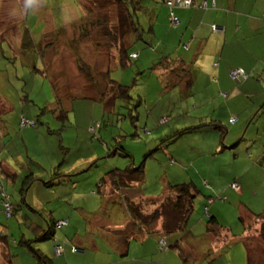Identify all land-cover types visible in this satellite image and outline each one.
Instances as JSON below:
<instances>
[{
	"label": "trees",
	"instance_id": "16d2710c",
	"mask_svg": "<svg viewBox=\"0 0 264 264\" xmlns=\"http://www.w3.org/2000/svg\"><path fill=\"white\" fill-rule=\"evenodd\" d=\"M89 1L90 5H84L80 0H77V2L82 4L79 7L80 17L77 19L86 17L84 21L77 24L76 27L77 31L80 34L79 40H84L88 43H91L96 48H104L105 45L109 59L114 57V55L117 56L116 63L113 67H120L122 68V70L131 68L130 66L132 61L137 60L140 54L144 55L142 51L140 52L139 50H130V47L135 43V41L140 38V11H143V4H141L140 0H129V2H127L126 0H98V2H96V0ZM97 3L101 6L116 10V26L107 28L108 20H110L111 17L110 15H108V17H105L102 11H97L96 8H99ZM164 3L170 8L168 17L169 20L170 16H175L171 9L177 4H175L173 1H170V4H167L166 2ZM191 4L192 3L190 1V4L184 5L183 8L190 7ZM27 6H29V1ZM98 14H101L102 16H99ZM142 23L144 24L143 21ZM152 25L153 24L150 21V24L147 27L148 34L153 32ZM169 25L170 27L175 28L179 25V20L177 26H172L170 20ZM69 31L71 32L72 30ZM24 32V35L22 36L24 38V41L23 38L22 41L30 42V38L29 36H27L28 33H26L27 31L24 30ZM57 32L58 30H55L53 31V34H51V37L54 38L53 42H57L59 40ZM133 32L134 34H132ZM69 34L71 35L72 33ZM69 34L65 35L64 46L69 50L68 52H71L73 54L74 52L79 53V49H82L80 46L83 42L79 46L77 45L76 49H71L70 44L73 38H70ZM95 36L100 37L101 40L95 41ZM72 37H74V35ZM53 42H50L49 44L54 49V46H52ZM184 46L185 45H183V47ZM148 47H150L151 49ZM148 47H146L145 49V54L152 55L153 63L149 64V67L146 68L143 73H156L159 82L167 91L174 88L173 92L177 93L178 95L170 94L169 96H167V108L172 106L171 96L180 98L181 96L183 97L192 92V94L185 97L189 101L188 106L192 105L189 108V111H187L186 108H184L185 112L183 111V109H179L182 110L184 114H191V116H185L184 120L178 121L181 123L180 127L176 130H173L171 134L163 137V139H161L154 146H152L153 144L146 143L149 149H147L146 153L143 155V159L139 164L135 162L134 158V154H137L136 146L134 147L129 145L128 148L126 145H123V141H120L121 139L123 140L130 135L129 132L124 129L125 127H123L124 130H121L119 127H117V129L115 128V130H109V127L107 125L104 126L102 124V122L104 121V114L102 117V121L101 118L92 119L87 130L89 133V137L87 138L88 142L99 139L101 140V138L107 134L112 137L111 140H115L114 133L116 131H118L120 136L123 138L117 141L118 144L111 145L110 150L106 152L103 157H100L88 164V166L90 165L89 168H94L97 167L99 163L101 164L102 162H105L106 159H109L108 162L110 163L112 161L110 160L112 156L117 159V161H115L117 163V166L110 167V170L107 171L98 181H94L90 188V193H100L102 189L106 188L107 186H110L111 189L115 192L133 189L136 185L144 182V177L146 175L145 170L148 163L147 159H153L157 167L164 169V172L163 174L160 173V178L158 179V182L156 184L158 185L157 189L159 191V194L155 196L153 193L149 192V195L155 196V198L153 197L149 199H141V204H135L134 202L128 203L127 209L129 210V212H131V226L129 225L131 228H129L130 232L128 234L124 233L119 239V242H121L126 248L128 247L126 251L127 254L122 256L116 255L113 249L107 247L104 252H101V254L98 255V260H93L94 258L92 257V251H88V248L85 247L82 249V255L86 253L85 257H82L83 261H81V258H79L74 264H120V262H122L121 260H123V264H173L170 258V251H172V253L176 256L182 257L184 256V254L186 255L182 259V264H201L208 258L210 259V261L216 259V257L214 256V252H207L209 250H206L205 252L206 246L209 245L208 247H210L212 243H220L219 247L221 248L219 249L220 255H223L222 259L225 258L229 260L230 257L227 252L231 249L232 246L241 244L243 245L244 249V255L241 259V262L243 261L242 264H264V208H260L258 211L259 213L254 214L251 213V211H248V214L243 216L239 213L237 214V210H235L234 207L233 211L228 206V201L231 197H234L235 199L250 200L252 198H255L256 196H260L262 194V189H260L262 183L259 182L260 184L258 186L255 185V187L253 185V188L251 186H245V188L242 187V185V188L240 187V184L236 179L240 177V175L249 172L250 166L246 161L247 159L240 162H245L243 164L234 162L235 160L232 156L234 155V153H232V155L230 156L231 163L228 164L230 168L226 164H223L221 165L222 170L219 172V167H217V171H215L212 170L209 165L211 160L210 157L212 159H215L221 153L227 151L230 153L234 152L233 150H236L235 146L238 147V145H242L243 148H241V150L243 151V154L245 152V154L248 156L249 151L254 148V143H257V141L262 142L264 140V115L262 114L264 113V103H262L263 105L261 104L262 106H259L258 112V107L256 108L257 113H255L254 110L253 114H256L254 115V117L253 114H250V116L244 122H240L241 119L236 115L227 117L226 121L222 122L214 116H206L202 111H199V115H196V113H191L196 99L191 97L194 93L193 90H195V88H192V85L188 78L190 67L181 62L178 57H170L165 55L163 56L160 52L154 51V46L148 44ZM147 51H149L150 53H147ZM112 53L114 54L112 55ZM154 55L157 57L156 62L154 60ZM96 56L97 54H95L94 57ZM75 59L76 61H79V55H75ZM82 64L87 67V71H89L88 68L97 69V67L99 66L98 64L96 66L93 65V63ZM84 66L81 67L85 68ZM106 68L107 69L104 72V76L102 74L99 76H93L90 71L86 73V78L89 79L88 81H90L91 84H93L91 92L97 89L95 85L97 82L96 78H102L106 82V84H104L103 91H98V95H93L94 93H92L91 97L79 95L80 91L75 94L76 96L87 97L89 100L98 102L103 108H106L107 111L109 110L107 108V104L110 102L112 108L111 113H113L114 117L116 115V111H118L117 106H120V108L122 107L120 104L127 106V114L121 115L120 124L123 125L122 120L127 118L130 125L134 127V123L136 122V120H138L136 108L143 99L139 96L136 97V100L138 102L132 107V98L128 94V90L129 88H131V85H121L120 83L117 84L113 80H109L108 74L110 73V69L108 67ZM237 70H240L242 73L235 77L231 76L233 70L229 73V77L232 81L240 80V78L244 79L246 76L242 69ZM132 80L136 82L135 77ZM56 82H58L57 79L53 81V84L51 86L56 87L55 90H57L58 88L55 84ZM109 85H111V92L106 90L107 94H105V89ZM29 96L30 94H25L23 90H20L18 100L16 98L15 100L13 99L15 105H18L19 107V114L17 116L16 123L17 128L15 130L17 132H14V134H16V137L13 135V137L15 138H17V134H19L21 130L36 128L37 125L40 124L41 120L39 118V115L41 111H37L36 109H32L29 107L30 105H32L33 107L35 105L32 103V100L31 102L29 101L30 103H23L30 100ZM76 96L70 94V97L73 98V100L79 98ZM117 99H120V101H117ZM25 104H29V106H26ZM42 108L41 110L43 111ZM70 110H72V106ZM61 117H63V115H61ZM65 117L67 116L65 115ZM260 118L262 121L259 120ZM167 121V117L158 119L159 125L162 126ZM2 126L6 125L2 123L0 127ZM102 126L104 127V130L107 131V133L103 132V135L101 137L98 134L97 130ZM42 127L45 129L44 124ZM8 129L11 128L8 127ZM46 129L48 133H52V131L47 127ZM142 129L145 130V128ZM34 132L36 134L38 133L35 130ZM210 132L217 134L220 139L217 147L208 149L206 148L205 141L201 139L200 134ZM132 135L136 136L137 133H135L134 131ZM132 135L130 136L131 139L134 137ZM18 137L21 138V136ZM33 139L34 138L32 136L28 137V140L30 142ZM17 141H19L18 138ZM131 141H135V139L133 138V140ZM191 141L195 143L196 152L192 155L186 152L188 156L182 163H180L182 159L181 155L179 154H182L185 151L184 146ZM171 143L172 145L169 147V144ZM248 144H250L251 147H248ZM59 147L61 149V146ZM162 149L167 150L169 154V157L166 160L161 156L160 151ZM239 149L240 148H237V151ZM208 150L212 151L209 152ZM65 153L67 152L62 150V160L60 165H56L48 171L44 170L46 172L45 175L43 171L42 175H44V177L33 173L31 171V165H29L26 170L20 172V179L18 180H16V175H14L13 177V175L9 173V171H7L5 166H3L4 160L0 155V230L1 224H3L2 221H4V219L7 220L6 222H4V224H6L7 226H3L6 229L3 228V231L0 232V251L1 254L8 259V261H14L16 264H22V258L20 257V254L25 253L32 261L30 263L54 264L53 256L63 257L66 253V250L71 254L76 253L75 249H77L76 243H78V241H72L73 243H71L69 239L74 236L76 230H85V220L77 214H74L77 217H73V219H70L65 213H62L65 214L62 217L59 216L52 218L50 216H45L44 213L41 212V210H38L34 207V205L36 204L35 202H39L42 206L50 205L53 199V192L50 190V188L56 184L68 182L71 186L67 192H74V189L71 188L74 183L71 177L74 175V173H69L68 175L63 168V158ZM189 156L191 157L188 158ZM120 157L124 158V161H122L121 163L119 162ZM188 160H191L192 165L197 166V168H199L200 170L198 173L196 169L193 168V166L188 165L189 168L185 172L186 176H194V178H197L198 174H200L201 176V174H210L215 171L216 173L214 175L216 179L200 180V186H196L191 179H184L182 182L178 183L175 181H168L166 184L162 181L163 178H170V172H168V169H177L181 167V165L183 166V164H185ZM257 163L258 167L264 168V154L261 159L257 161ZM71 164L72 165H69V167H77L76 162ZM239 165H241V171L239 174H236L235 168ZM82 168L83 166L80 169ZM178 170L181 172L180 168ZM231 172L232 174L234 173L236 177L231 179V182L227 183L226 176ZM7 178L16 186L10 185L7 182ZM199 178L201 179V177ZM144 184H146V182H144ZM38 188H48L52 196L48 194L44 196L36 194L35 191L40 193L39 191H37ZM139 192L143 195L141 191ZM74 198L75 197H72L66 201L68 209L71 206L75 205L72 203L74 201ZM83 198L84 197H82V200H84ZM116 199L119 203L122 202V198L120 199L119 196ZM33 200H35V202ZM32 202H34V204ZM75 202L77 203V200H75ZM71 203L73 205H71ZM7 205L9 206V208L7 209L8 215L6 214ZM195 208L197 210V214H193ZM255 208H257V206ZM214 210H217V212L219 211L220 218L214 214ZM124 213H126V211ZM36 218L42 220V222L44 223V227H41L37 224L38 222ZM228 219L229 222H227ZM198 220L205 224V227H203L199 231L196 226V221L198 222ZM14 221H16V224L13 225H18L16 226V230H19L18 234L16 235V240H14L8 234V232H10L8 222ZM255 222H260L259 224H261L260 227L258 226V231L256 229H253V224ZM232 227H236V230H233ZM222 230L227 231L226 236H224L225 238H220V236L217 237V233H220V231ZM6 231L7 233L5 234L4 232ZM60 233L64 236L63 239L57 238V235H60ZM211 235L214 236L213 241ZM141 237H144V240ZM189 239H192V241H189ZM46 243L50 244L51 246V255H47L41 252L38 248L41 245H45ZM138 246L139 254L134 257L130 256V254L136 252L131 248L137 247L138 249ZM197 246L201 247L199 248ZM183 247L185 248L184 252ZM193 247H195V252H200V257L197 258L195 256L196 258L192 259L191 262V260L188 259L189 256H187V249L189 250L190 248V250H192ZM15 249L20 250L21 252H18L20 254H18ZM55 249H58V254L55 253ZM105 252H108V254L111 253V256L107 260L102 259V255ZM156 254L160 257L158 261H155ZM2 255L1 257H3ZM123 256L125 258H121ZM126 261H129V263H126ZM219 263L221 264L222 262H217L215 264ZM202 264L205 263L203 262ZM232 264H235L234 260Z\"/></svg>",
	"mask_w": 264,
	"mask_h": 264
},
{
	"label": "rangeland",
	"instance_id": "374dc122",
	"mask_svg": "<svg viewBox=\"0 0 264 264\" xmlns=\"http://www.w3.org/2000/svg\"><path fill=\"white\" fill-rule=\"evenodd\" d=\"M28 1H30L29 6H27ZM80 1L84 5H90L89 0ZM126 1L129 2V0ZM96 2H98V0H96ZM158 3L159 2L157 1L155 4H153L151 9L154 7L157 8V5H159ZM81 5L82 4L77 2V0H0V126L2 123H4V125L10 127L11 129L9 131H12V135L16 137L14 132L16 133L17 131H14V127L17 128L16 123L17 116L19 114V107L18 105H15L13 99L15 100L16 98L18 100L20 90H23L25 94H30V100L23 103H30L32 100V103L35 104L34 107L32 105L29 106V104L25 105L32 109H36L37 111H41L39 115L41 120L40 124H38L36 128L28 129V133L24 134L23 139L25 140L26 144H30L28 137L31 135L29 132L35 130L38 132V135L39 131H42V136L37 138L38 147L39 149L42 146L46 147V150L50 154L51 161L56 162L58 157H60V152H62L59 147L60 145L64 147H72L70 152L68 151L64 154V158L67 163L76 162L77 167H75V169H80L82 166H87L85 165L86 160L89 161L93 157L95 159L103 157L106 152L110 150L111 145L118 144L117 141L123 138L120 136L119 132L116 131L114 133L115 140H111L112 137L109 134L102 137L103 132L107 133L103 126L97 130L98 134L102 137L101 140L99 139L100 141H90L89 139L90 142L88 144L87 138L89 137V133L87 130L90 122L93 118H101L102 121L104 114V121L102 124L104 126L107 125L109 130H115V128L117 129V127H119L121 130L125 129L127 132H129L130 135L123 140L121 139L120 141H123V145H126L128 148L129 145L134 147L136 146V152L138 155L134 154V158L135 162L139 164L143 159V155L146 153L147 149H149L146 143L153 144L152 146H154L161 139H163V137L171 134L173 130H176L180 127L181 123L178 121L184 120L185 116H191V114H184L182 110H179L180 108H186L189 101L182 96L180 100L176 96H171L172 106L167 108V96L177 93H174L173 89L167 92V90H165L159 82L156 73H143V71L149 67V63L151 64L153 62L152 60L148 61V58L143 54H140L137 60L132 61L130 66L131 68L122 70L120 67H113L116 63L117 56L114 55V57L109 59L105 45L104 48L97 47V49L91 43H88L84 40H79L80 34L76 27L77 24L83 22L86 18L83 17L81 19H76V15L77 18L80 17L79 7ZM97 5L99 6V8L95 7L97 11H102L105 17H108V15L111 17L110 20H108L107 28L116 26V10L101 6L98 3ZM142 7L143 11H140V38L135 41V43L130 47V50H139L140 52L142 51L145 53L146 47H148V44H150L149 38L147 37V27L150 24V17H152V15L145 13V9L149 8V3H145V1H143ZM26 10L28 15L25 18ZM98 15L102 16L101 14ZM49 23L55 28V30L58 29L57 35L59 40L57 42H53L54 38L51 37L53 31H48ZM24 30L27 31L26 33H28L27 36H29L30 42H23L24 38L22 36L25 33ZM69 30L72 31L70 32ZM69 33H74V37H72L73 35H70ZM68 34L70 35V38H73L70 44L71 49H76L77 45L79 46L83 42L80 46L82 49H79V53L74 52L73 54L68 52L69 50L64 46L65 35ZM132 34H134V32ZM94 38L95 41L101 40L98 36H95ZM50 42H53L52 46H54V49L50 46ZM154 51L158 52L156 48ZM95 54H97L96 57H94ZM113 54L114 53H112V55ZM75 55H79V61H76ZM155 55L154 60L156 62L157 57ZM82 63H93L95 66L97 64L99 65L97 69L88 68L93 76H99L101 74L104 76V72L107 69L106 67H108L110 69V73L108 74L109 80H113L117 84L120 83L121 85L130 84L131 88H129L128 94L132 98V107L138 102L136 97L139 96L143 99L136 108L138 120H136L134 123V127L130 125L127 118L122 120L123 125L120 124L121 115L127 114V106H124L123 104H120L122 106L121 108L120 106H117L118 111H116V115L114 117L113 113H111L112 108L110 102L107 104V108L109 109L107 111V109L103 108L98 102L89 100L87 98L91 97L92 93H94L93 95H98V91H103L104 84H106V82L102 78H96L97 82L95 85L97 89L91 92L93 84H91V82L88 81L89 79L86 78V73L89 71H87V67H85ZM81 66H84L85 68H82ZM134 77L136 78V82L132 80ZM56 79L58 80V82L55 83L58 87L57 90H55L56 87H51L53 81ZM261 85L264 86V82H262ZM110 86L111 85L107 86L105 91L107 90L111 92ZM79 91V95L87 97L76 96L75 93H78ZM107 91L105 94H107ZM69 93L79 98L74 97L76 99L73 100ZM117 101H120V99H117ZM260 101V96H254V98H250V104L255 107L259 105ZM71 106L72 111H70ZM191 106H189L187 110ZM262 114L264 115V113ZM61 115H63V117H61ZM65 115L67 117H65ZM162 117L168 118V121L163 126L159 125L158 123V119ZM43 124L45 126V130L42 127ZM46 127L51 130L52 133H48ZM123 127L125 128L123 129ZM142 128H145V130ZM134 131L137 133L136 136L132 135ZM131 135L134 136L133 138L135 141H131L133 140V138L131 139L130 137ZM17 136L20 135L17 134ZM16 140L17 138H15L14 143ZM17 144L22 145L19 141H17ZM87 144L88 151L85 152V147L87 148ZM171 145L172 143L169 144V147ZM32 146L34 153L35 145L33 144ZM9 148L13 150L12 144L9 145ZM184 149V152H188L189 154L195 153V143L192 141L188 142L184 146ZM60 159L58 163L60 162ZM110 160H112L110 163L108 162L109 159H106L107 162L105 161L101 164L99 163L97 167L90 168L87 171L88 175L86 178L82 179L80 183L84 186H92V180L98 181L107 171L110 170V167L117 166V163L115 162L117 159L115 157L112 156ZM119 160L118 161L121 163L124 161V158L120 157ZM147 162L148 163L145 170L146 175L144 177V182H146V184L143 182L139 185H136L133 190L128 189V192L130 193H134L135 189H138L143 193V195L140 194L139 197H135L136 199L132 201L135 204H141V199L155 198V196L159 194L157 189L158 185L156 184L160 178V173L163 174L164 169L158 168L153 159H147ZM14 168H16V165H14ZM178 169L179 168L168 169V172H170V181L178 182V180L181 179H176L182 175L181 173H183ZM16 171L21 172V170ZM37 174L44 177V175L41 173ZM164 180L165 178L162 179V181ZM42 191H45V189ZM149 192L153 193L155 196H150ZM35 193L39 195L43 194L36 191ZM111 193V204L108 202H103L100 205L99 196H92L85 200L88 204L87 206L90 207V209L95 214V217L97 215H101L99 218L109 220L111 222L110 224H120V226L112 228L106 224L107 222H103L105 224H102V226L98 228L92 227V229H90L92 232L98 234V238L102 239L103 244H105V242L108 243L113 237L119 240L124 233L128 234L130 232L129 228H131V212L126 209V213H124L122 209L124 202L117 203L116 199L120 194L122 195V191L115 192L111 190ZM101 206L102 208H100ZM263 207L264 205H262L261 208ZM193 214H197L196 208ZM6 221L7 220L4 219V222ZM227 222H229V219ZM259 223L255 222L253 224V229L258 231L261 225ZM232 229L236 230V227H232ZM216 236H220V238H222L220 233H217ZM211 238L213 241L214 236ZM139 246L138 249L137 247L131 248L136 252L130 254V256L134 257L139 254ZM208 246H206L205 252L206 250H209L207 252H214L216 259L210 261L208 258L203 262L205 264L223 262V255H220L219 249L221 248L219 247L220 243H212L210 247ZM184 251L185 248L183 247V252ZM243 251V245L241 244L232 246L227 252L230 258L229 260L226 259L225 264H232L233 260L235 261V264H242L243 261L241 262V259L244 255ZM110 256L111 253L108 254V252H105L102 255V259L107 260ZM170 256L173 264H182V259L186 255L184 254L182 257L176 256L172 253V251H170ZM155 257V261L160 259L157 254ZM121 258L125 257L123 256ZM120 264H123V262H120Z\"/></svg>",
	"mask_w": 264,
	"mask_h": 264
},
{
	"label": "crops",
	"instance_id": "0c3cea01",
	"mask_svg": "<svg viewBox=\"0 0 264 264\" xmlns=\"http://www.w3.org/2000/svg\"><path fill=\"white\" fill-rule=\"evenodd\" d=\"M140 1L141 4H143V1H145V3H149V8L145 9V13L152 15V17H150V21L153 24V32L147 36L149 38L150 45L154 46L163 56L178 57L181 62L190 67L188 78L192 88H195L191 97L196 99L191 113L199 115V111H202L206 116H214L222 122H225L227 117L236 115L241 119L240 122H244L250 114H253L254 110L255 113L259 111V106L264 103V86L261 85L262 82H264V0H190L192 3L190 7L183 8V6L176 5L171 9L179 20V25L175 28L170 27L169 25L168 17L170 8L164 3L166 2L168 4V1L174 2L175 0ZM157 1L159 2L157 8L154 7L151 9V6ZM155 14L157 18L155 17ZM26 16L27 13L25 17ZM50 23L48 25V31H55V28L52 27ZM183 45L185 46L183 47ZM147 53L150 52L147 51ZM144 55L146 54L144 53ZM145 57L148 58V61L153 60L152 55L150 54ZM237 69H242L246 76L244 79L240 78V80L232 81L229 77V73L230 71ZM190 94H192V92ZM254 96H260L261 99L259 105L256 107L251 105L250 100H248L250 98H254ZM188 107L189 106H187L186 109ZM257 107L258 109L256 112ZM182 109L184 111V108ZM187 111H189V109ZM254 115L256 114H253V117ZM259 120H261V118ZM9 130L10 129H8V127H0V155L4 160L3 166H5L7 171H9L13 177L16 175V180L20 179V172L16 170H26L29 165H31V171L36 174H42L44 170L48 171L52 167H55L61 158L60 162L57 164L60 165L62 160L61 152L57 161L53 162L50 160V154L46 150V147L42 146L39 149L37 138L42 136V131H39L38 135L34 132V130L30 131L29 133L34 139L30 142V144H26L23 137L24 134L28 133V129L21 130L19 134L20 136L22 135V138L17 136V138H19V142L22 144L20 145L17 144V140L14 144L15 137H13V133H11L12 131ZM15 130L16 127H14V131ZM200 136L201 139L205 141L206 148L210 149L217 147L220 139L217 134L212 132L201 133ZM11 144L13 146V150L9 148V145ZM33 144L35 145L34 153ZM88 144L87 148L85 147V152L88 151ZM248 145V147H251L250 144ZM235 148L236 150H233L234 152L230 153L227 151L221 153L215 159H212L209 156L211 159L209 163L210 168L217 171V167H219L220 172L222 170L221 165L226 164L229 167L228 164L231 163L230 156L232 153H234V155H232L235 160L234 162L240 163L241 161H245L247 159L246 161L250 166V171L246 174H242L243 176L240 175V177L236 180L239 182L240 187L242 185V187L251 186L252 188L253 185L254 187L255 185L258 186L260 184L259 182H261L262 184L260 189H262V194L250 200L235 199L234 197H231L228 201V206L231 210H233L234 207V209L237 210V214L239 213L243 216L247 215L248 211H251V213L254 214L259 213V209L262 205H264V168L258 167L257 161L260 160L264 154V140L262 142L257 141V143H254V148L249 151L248 156L245 152L243 154V151L241 150V148H243L242 145H238V147L235 146ZM237 148L240 149L237 151ZM61 149L66 152H70L72 147L61 146ZM208 151L210 152L212 150ZM160 153L163 159H168L169 154L167 150L162 149ZM179 155H181L182 159L180 163H182L188 156L186 152ZM190 157L191 156L188 158ZM63 160V168L66 171V174L69 175V173H74L71 177L74 181L71 187L74 189V192H67L71 186L68 182L56 184L51 187L50 190L53 192V196L49 192L48 188H45V191H42L44 188H38L37 191L43 193L41 194L42 196L48 194L51 195L53 199L50 205L44 206L33 200L36 203L34 207L41 210L45 216H50L52 218L59 216L62 217L66 214L70 219H73V217H77L74 214H77L85 220V230H76L74 236L69 239L71 243H73L72 241H78V243L75 242L77 245V249H75L76 253L71 254L66 250L63 257L53 256L54 264H74L79 258L83 261L82 257H85L86 253L82 255V249L85 247L88 248V251H92L93 260H98V255L101 252H104L107 247L113 249L116 255H126L128 247L126 248L121 242H119L118 239L113 237L111 239L112 242L109 241L108 243L105 242V244H103L102 240L98 238V234L90 230L92 227L98 228L102 226V224H105L103 222H107L106 224L112 228L120 226L119 223H117V225L110 224L111 222L109 220L99 218L101 215H97L95 217V214L90 207L87 206L88 204L85 201L89 197L99 196L100 205L103 202L112 203V189L110 186L103 188L100 194L90 193L89 191L91 185L84 186L80 183V181L88 175L87 171L90 169V165L88 166V164L96 159L93 157L89 161L86 160L85 165L88 167L86 166L82 169H75V166L69 167V165L72 164L67 163L65 158H63ZM14 165H16V168H14ZM188 165L193 166V168L199 173L200 169L197 168V166L192 165L191 160H188L185 164H183V166L181 165V167H179L183 173H181V179L178 177L176 178L177 180L180 179L178 182H182L184 179H191L196 186H200V180L216 179L214 175L216 173L215 171L210 174H201V176L198 174L197 178H194V176H186L184 173L188 170ZM65 166L69 168H66ZM45 171L44 175L46 173ZM240 171L241 165L235 168L236 174H239ZM232 175H234L232 172L229 175L227 174V183L231 182V179L236 177L235 175ZM199 177H201V179ZM168 181H170L169 177L165 178L163 182L166 184ZM7 182L10 185H15L8 178ZM92 183H94V180H92ZM128 191L129 190H122V195H119V198H122V202H124L122 205L124 212L128 207V203L140 196L138 189H135L134 193H130ZM72 197H75L72 202L75 205L71 203L73 206L70 208L72 209H68L66 201ZM82 197H84V200H82ZM75 200H77V203ZM34 202L32 203L34 204ZM117 203L119 202L117 201ZM256 206L257 208H255ZM100 208H102V206ZM214 214L219 217V211L217 212V210H214ZM36 220L39 226L44 227L42 220L38 218H36ZM3 222L4 221H2V223ZM196 223L198 231L205 227V224L199 220L198 222L196 221ZM13 224H16V221L13 223L8 222V227L10 228V232H8V234L16 240V235L19 230H16V226L18 225ZM3 226L7 225L1 224L0 232L3 231V228L6 229ZM4 233L6 234L7 231ZM220 234L222 235V238H225L224 236H226L227 231L222 230L220 231ZM63 237L64 236L61 233L60 235H57L58 239H63ZM141 238L143 239L144 237ZM190 240L192 241V239H189V241ZM197 247L200 248L201 246ZM38 248L41 252L51 255L50 244L46 243ZM194 249L195 247H193L192 250H190V248L189 250L187 249V256H189V260H191L192 257V259L200 257V252H195ZM15 250L17 253L21 252L18 249ZM1 255L0 251V264H16L14 261H8L4 255H2L4 258L1 257ZM20 257L22 258V264H33L30 263L32 261L25 253L20 254ZM121 261L123 262V260ZM225 261L226 259L223 258V262L221 264H224ZM126 263H129V261H126Z\"/></svg>",
	"mask_w": 264,
	"mask_h": 264
},
{
	"label": "built area",
	"instance_id": "2783aa9c",
	"mask_svg": "<svg viewBox=\"0 0 264 264\" xmlns=\"http://www.w3.org/2000/svg\"><path fill=\"white\" fill-rule=\"evenodd\" d=\"M175 4L179 5V6H184V5H189L190 4V0H175L174 1ZM168 4H170V1H168ZM170 23L172 26H177L178 25V19L175 16H170ZM242 72L240 70H235L232 71L231 76L235 77L239 74H241ZM233 121V120H232ZM9 208V206L7 205L6 207V214L8 215V211L7 209ZM60 224V223H59ZM55 253L58 254V249H55Z\"/></svg>",
	"mask_w": 264,
	"mask_h": 264
}]
</instances>
